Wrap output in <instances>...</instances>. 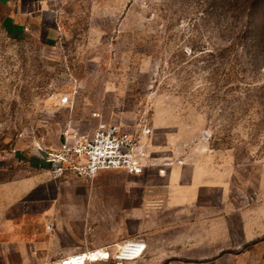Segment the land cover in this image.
Returning <instances> with one entry per match:
<instances>
[{"label":"rangeland","instance_id":"obj_1","mask_svg":"<svg viewBox=\"0 0 264 264\" xmlns=\"http://www.w3.org/2000/svg\"><path fill=\"white\" fill-rule=\"evenodd\" d=\"M229 1L0 0V182L51 176L59 206L96 209L97 195L76 194L143 175L82 179L48 152L67 130L118 124L164 163L212 152L264 210V50L243 31L264 8L250 17ZM257 249L264 264V240Z\"/></svg>","mask_w":264,"mask_h":264},{"label":"crops","instance_id":"obj_2","mask_svg":"<svg viewBox=\"0 0 264 264\" xmlns=\"http://www.w3.org/2000/svg\"><path fill=\"white\" fill-rule=\"evenodd\" d=\"M180 154L170 163L157 158L141 182L117 193L76 194L97 195L96 209L59 206L63 191L51 176L0 182V264H61L83 250L110 253L91 264H258L264 210L235 192L227 161ZM132 238L145 241L144 255L118 262L113 253Z\"/></svg>","mask_w":264,"mask_h":264},{"label":"built area","instance_id":"obj_3","mask_svg":"<svg viewBox=\"0 0 264 264\" xmlns=\"http://www.w3.org/2000/svg\"><path fill=\"white\" fill-rule=\"evenodd\" d=\"M68 99L65 96L62 101L67 102ZM149 132V128L144 131ZM151 146V143L118 124H102L89 137L67 130L60 146L48 152L47 160L56 168L70 170L75 176L87 180L93 179L102 170L110 169H123L130 174L141 175L157 164L158 157L154 156ZM160 171L164 172V169ZM145 250L146 243L142 238H132L121 243L112 257L123 263L143 256ZM95 253L97 256H94ZM106 253L83 250L67 256L61 264H91L109 259L110 253Z\"/></svg>","mask_w":264,"mask_h":264},{"label":"trees","instance_id":"obj_4","mask_svg":"<svg viewBox=\"0 0 264 264\" xmlns=\"http://www.w3.org/2000/svg\"><path fill=\"white\" fill-rule=\"evenodd\" d=\"M229 2L239 5L250 17L253 16L255 9L264 8V0H230ZM252 21L243 31L246 35L249 34L252 45L264 50V21L261 24H258L256 19Z\"/></svg>","mask_w":264,"mask_h":264},{"label":"bare ground","instance_id":"obj_5","mask_svg":"<svg viewBox=\"0 0 264 264\" xmlns=\"http://www.w3.org/2000/svg\"><path fill=\"white\" fill-rule=\"evenodd\" d=\"M100 252H101V254H107L106 251H104V252L100 251ZM94 256H97V254L95 253ZM105 257H108V256L106 255Z\"/></svg>","mask_w":264,"mask_h":264}]
</instances>
